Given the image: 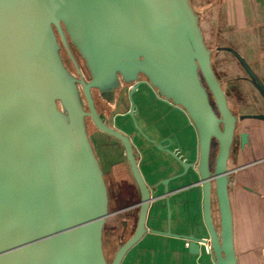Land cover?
<instances>
[{"label":"water","instance_id":"obj_1","mask_svg":"<svg viewBox=\"0 0 264 264\" xmlns=\"http://www.w3.org/2000/svg\"><path fill=\"white\" fill-rule=\"evenodd\" d=\"M219 50L235 57L264 101V81L245 56ZM213 54L193 0H0V264H122L148 232L182 238L193 254L207 246L210 264H238L229 159L238 134L243 148L250 143L241 121H264V112L233 111ZM144 86L190 119L199 140L195 163L139 126ZM121 118L184 169L160 182L166 231L148 228L154 185L132 135L117 125ZM89 119L121 143L140 196L134 231L110 261L104 236L113 213ZM191 170L196 179L187 187L200 186L205 237L195 225L190 234L171 229L169 183Z\"/></svg>","mask_w":264,"mask_h":264},{"label":"crops","instance_id":"obj_2","mask_svg":"<svg viewBox=\"0 0 264 264\" xmlns=\"http://www.w3.org/2000/svg\"><path fill=\"white\" fill-rule=\"evenodd\" d=\"M193 3L201 15L206 42L214 51L213 62L224 64L232 74L231 79L234 74L238 79L236 83H230V78H225L223 82L218 76L225 91L227 88L224 83L227 81L228 86L234 88L233 92L240 95L239 90L244 89L251 94L245 100L254 99L257 105L262 106L251 104L255 105L252 109L248 103L240 101L235 108L228 94L233 111L238 115L263 113L264 101L245 78L238 61L230 53L219 49L231 47L239 51L264 81V0H193ZM143 89V97L136 98L135 107L138 124L143 132L157 143L169 145L184 161L195 163L199 140L188 116L181 109L160 100L149 87L144 86ZM103 117L108 119L110 115L104 113ZM117 125L132 135L141 171L149 184L154 185V205L149 214L148 228L166 231L167 195L164 194L165 186L160 182L182 173L184 169L170 155L159 151L149 142L130 119L121 118ZM89 131L108 187L114 198L118 199V204L122 205V201L127 200L123 193L132 188L139 199L121 143L94 126ZM240 132L249 134L250 143L243 148L238 134L229 159L233 177L230 197L235 248L238 264H264V121L245 119L240 123ZM193 179L196 176L191 170L186 176L169 183V189L173 191L169 196L171 229L174 233L190 234L195 225L198 231L196 235L205 237L200 186L187 187L193 183ZM135 221L134 216L130 220L132 229ZM117 235L119 244L127 237L124 231ZM122 264H210V253L207 246H202L200 254L190 253L184 239L148 232L126 255Z\"/></svg>","mask_w":264,"mask_h":264},{"label":"rangeland","instance_id":"obj_3","mask_svg":"<svg viewBox=\"0 0 264 264\" xmlns=\"http://www.w3.org/2000/svg\"><path fill=\"white\" fill-rule=\"evenodd\" d=\"M214 67L216 69V72H217L218 76L223 80V82H224L225 78L226 79L230 78L229 79L230 83L231 82L232 83H236V81L238 80L237 77H235V74L232 76L234 78L231 79V75L232 74H230L229 71L226 70V67L224 66V64L222 65L220 62H218V63L214 62ZM224 84H225V86L227 88L226 92H227V94H229V96H230L229 98H231L230 100H231V102H232V104H233V106L235 108H237V103L240 102V101H242L244 104H245V102L248 103V106L251 107L252 109L255 108V105H251V104H256V106L262 107L259 104L257 105V102L254 99H251L250 101H249V99L245 100L247 98H250V96H251V94L247 93L246 90L240 89L238 93H241V94L238 95L237 93L233 92L234 88H231V87L228 86L227 81H225ZM215 151H216V149H215ZM123 194H124V198L126 197V199H128V200H131V201L133 200L134 201V200L138 199L137 196H136V191L134 190V188H132L130 191L124 192ZM137 212H138V209H135L134 210V216L135 217L137 215ZM120 220L121 219H119L118 216H115L114 218L112 217V219L109 220V222L107 224V227H106V230H105V240H106L105 241L106 242V244H105L106 247L105 248H106L107 255H108V257L110 259H112L113 254L116 251L117 246L119 245V239H118L117 232L118 231L119 232L123 231L122 224H121ZM113 225L117 226V230H118L117 232H114L112 230Z\"/></svg>","mask_w":264,"mask_h":264},{"label":"flooded vegetation","instance_id":"obj_4","mask_svg":"<svg viewBox=\"0 0 264 264\" xmlns=\"http://www.w3.org/2000/svg\"><path fill=\"white\" fill-rule=\"evenodd\" d=\"M72 50H73V52H74V54L76 55V58L78 59V61H79V63H80V65H81V67H82V70H83V72H84V74H85V76L87 77V74H86V70H85V67H84V63H83V60L81 59V57L79 56V54L77 53V51H76V49H75V47L74 46H72ZM62 53H63V56H64V59H65V62L68 64V66L71 68V69H73V66H72V63H71V61H70V59H69V56H68V54H67V52H66V50L64 49V48H62ZM95 98H96V101H97V107H98V109H99V112H101V114H104V113H108L109 115H110V113L108 112V106H107V104L98 96V94L95 92ZM100 102V103H99ZM88 124H89V128L91 127V126H94L93 125V123H92V121L89 119L88 120ZM95 127V126H94ZM215 149H216V144L215 145H213V154H214V151H215ZM109 195H110V210H111V212L113 213L112 214V216L113 215H115V216H118L119 217V219H121V224H122V229H123V231H124V233H126V235H127V237H126V239H124V241L125 240H127L131 235H132V233H133V231H134V228H135V226H134V228L132 229V227H131V225H130V220L133 218L134 219V216H133V214H134V210L135 209H138V207H137V205L139 204V202H140V196H138L139 197V199H137V200H125V201H122V205H119L118 204V199H115L114 198V196H113V194L111 193V191H110V189H109ZM138 195H139V193H138ZM117 204V205H116ZM111 216V217H112ZM110 217V218H111ZM110 220V219H109ZM135 223H136V221H135ZM134 225V224H133ZM113 231L114 232H117L118 230H117V226L115 225L114 226V229H113ZM119 232V231H118ZM117 232V233H118ZM106 240H105V236H104V242H105ZM123 240L120 242V244L121 243H123L124 242ZM105 244H106V242H105ZM119 244V245H120ZM118 245V246H119ZM117 246V247H118ZM105 247H106V245H105ZM117 249V248H116ZM105 250H106V248H105ZM107 253V252H106ZM115 253V252H114ZM114 255V254H113ZM107 257H108V255H107ZM108 259H109V261L111 260L109 257H108Z\"/></svg>","mask_w":264,"mask_h":264}]
</instances>
